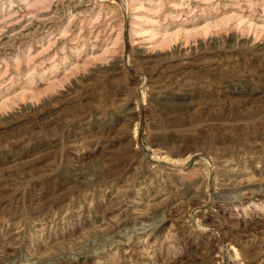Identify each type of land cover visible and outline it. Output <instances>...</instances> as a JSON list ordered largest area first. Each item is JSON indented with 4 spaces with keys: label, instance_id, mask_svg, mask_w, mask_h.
Returning <instances> with one entry per match:
<instances>
[{
    "label": "rangeland",
    "instance_id": "rangeland-1",
    "mask_svg": "<svg viewBox=\"0 0 264 264\" xmlns=\"http://www.w3.org/2000/svg\"><path fill=\"white\" fill-rule=\"evenodd\" d=\"M159 1L0 0V264H264V0Z\"/></svg>",
    "mask_w": 264,
    "mask_h": 264
},
{
    "label": "bare ground",
    "instance_id": "bare-ground-1",
    "mask_svg": "<svg viewBox=\"0 0 264 264\" xmlns=\"http://www.w3.org/2000/svg\"><path fill=\"white\" fill-rule=\"evenodd\" d=\"M37 4L40 3V2H43L44 0H34ZM47 1V0H45ZM159 1V0H158ZM33 2V1H32ZM134 2V1H132ZM131 3V2H130ZM170 3V2H169ZM179 3V2H178ZM29 4V3H28ZM251 4V3H250ZM33 5L35 6V4L33 3ZM157 9L159 8L158 5H161V1H159L157 4ZM259 5V4H258ZM256 6V5H255ZM10 7V6H9ZM41 6H39L40 8ZM215 7V6H214ZM102 8V7H101ZM137 9V8H136ZM68 11V10H67ZM71 11V10H70ZM10 12V11H9ZM69 12V11H68ZM16 13V11H15ZM34 13V12H33ZM40 13V12H39ZM3 17V16H2ZM173 18V17H172ZM17 21V20H16ZM246 21V20H245ZM91 23V22H90ZM172 24V23H171ZM38 26V25H37ZM3 29V28H2ZM89 29V28H88ZM170 29V28H169ZM172 29V28H171ZM174 30V29H173ZM157 31V30H156ZM61 33V32H60ZM179 31H169L168 29L163 33L161 34L160 32H152L150 33L151 36H153V38H155L156 40H160L161 42L162 41H165L167 39H172L174 37H176L178 35ZM145 35V34H144ZM42 38V37H41ZM149 38V37H148ZM177 39V38H176ZM107 41V40H106ZM49 42V41H48ZM84 42V41H83ZM29 55V54H28ZM27 63V62H26ZM19 65V64H18ZM19 70V69H18ZM59 70V69H58ZM46 73V72H45ZM42 78V77H41ZM31 88V87H30ZM29 93V92H28Z\"/></svg>",
    "mask_w": 264,
    "mask_h": 264
}]
</instances>
